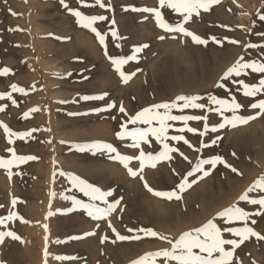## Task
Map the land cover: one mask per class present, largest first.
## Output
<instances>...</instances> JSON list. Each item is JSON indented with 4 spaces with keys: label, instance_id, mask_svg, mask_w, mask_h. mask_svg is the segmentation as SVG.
Instances as JSON below:
<instances>
[{
    "label": "rangeland",
    "instance_id": "1",
    "mask_svg": "<svg viewBox=\"0 0 264 264\" xmlns=\"http://www.w3.org/2000/svg\"><path fill=\"white\" fill-rule=\"evenodd\" d=\"M66 2L87 15L108 17L93 25L105 35V45L99 43L90 29L79 25L75 17L62 7L60 0H0V69H11L8 76H0V93H10L13 84L24 88L27 93H11L17 101L16 106L8 99L0 100V108H3L0 125H7L17 133L32 132L23 139L13 137L14 143L9 144V138L0 126V158L12 159L9 148L20 156L37 157L18 166L0 167V218L14 214L11 221L6 220V227L0 226V232L13 231L21 238L4 237L0 244V262L134 264L145 254L169 245L157 237L130 233L128 229L151 228L163 236L178 238L184 231L202 225L224 208L237 203L240 195L264 176V115H258L247 124H238L235 128L226 126L204 136L185 130L182 135L194 148H189L183 141L170 143L189 157L191 165L176 154L174 160L159 162L156 168L146 165L140 173L139 161L133 160L129 167L138 171L135 178L119 161L110 158L114 154L96 152L94 155L90 151L80 152L76 146L107 142L121 154L137 155L136 149L125 146L131 141H121L116 136L126 119L118 111L120 104L129 115H135L145 107L171 102L180 95L206 98L211 94L229 100L235 95L243 105L239 114L257 115L259 109L250 105L264 96L245 97L242 91H237V84L231 80L222 81L221 77L242 55L248 61L264 62V50L246 47L248 43L264 45V20L260 19L264 15V0H220L210 11L194 17L185 27L207 39V45L196 44L191 37L180 33H165L151 14L131 10L158 7V0H104L105 4H110V10L89 6L90 10L78 4V0ZM86 3L94 5V0H86ZM162 11L166 21L178 22L177 14L168 9ZM113 19L114 25L111 23ZM113 30L124 39L113 38ZM161 35L166 38L160 40ZM211 37H216L220 43ZM230 40L240 43L232 44ZM143 44L149 47L134 53V47ZM133 54L137 59L129 60L122 70L134 75L124 83L108 57ZM241 78L248 83H258L264 79V74L249 70L246 77L236 79ZM221 82L227 87H217ZM104 93L107 96L103 100L81 99L85 95ZM113 102L117 108L96 111ZM31 109L38 110L33 112ZM173 114H207L210 127L221 119L215 113L191 108L183 113L173 110ZM226 115L231 116V113ZM170 123L174 127L169 130V135L179 134L176 129L183 127L182 122ZM203 123L189 121L188 127L202 132ZM214 140L215 144L212 143ZM202 144L208 146L202 147ZM159 147L156 143L151 147L144 146L146 152L154 154ZM197 148L199 152L195 150ZM216 156L222 157L242 175L232 172L224 164L205 165L210 174L197 179L191 188L180 193L181 200L156 197L145 187L146 181L156 191L174 190L180 178L199 159ZM68 173L80 176L102 191H112L114 195L108 199L110 202L120 200V207L107 220L100 221L92 220L80 209L69 211L73 205L71 199H64L65 196H75L85 202L88 198L71 185ZM249 195L256 198L258 193ZM13 199L17 201L15 206L12 205ZM239 203L246 210L254 207ZM50 212L53 213L51 216ZM256 219L257 224L249 226L264 235V217ZM108 221L121 235H140L141 239L113 243L115 233L108 227ZM88 232H95V235L86 236ZM76 236L83 238L72 239ZM105 236L107 240L103 239ZM57 256L74 259L58 260ZM232 264H264V240L251 237L245 241L235 250Z\"/></svg>",
    "mask_w": 264,
    "mask_h": 264
},
{
    "label": "snow or ice",
    "instance_id": "2",
    "mask_svg": "<svg viewBox=\"0 0 264 264\" xmlns=\"http://www.w3.org/2000/svg\"><path fill=\"white\" fill-rule=\"evenodd\" d=\"M220 0H158V7H144V8H133L132 11H139L143 13L151 14L156 25L162 29L165 33H180L185 37H191L192 41L196 44L207 45L208 40L200 37L199 35L190 31L186 24L191 22L194 17L201 15V12L210 11L211 7L218 4ZM63 7L68 10V12L76 18V22L84 28L90 29L99 39L101 45H105V35L100 33L93 25L97 21H104L108 17L104 15H87L79 9L71 8L66 0H60ZM81 6H99L100 8H106L110 10V4H105L104 0H94V5H89L86 0H78ZM168 9L173 13L178 15V22L175 24L169 23L164 17L162 10ZM126 11L128 9H125ZM147 19V17H145ZM261 20H264V15L260 16ZM111 23L114 25L115 20L113 19ZM111 36L116 39H124V37H119L117 31H111ZM165 35L159 36L160 40H164ZM175 38V37H173ZM57 39H61L57 37ZM216 43H220L216 37H211ZM232 44H239L237 40H230ZM119 46V45H117ZM106 47V46H105ZM149 47L148 44H143L134 47V53H140L143 49ZM248 49H253L260 47L264 50V45H257L254 43H248L246 45ZM107 55V52L105 51ZM111 63L114 65L115 71L120 75L124 83H128L132 74H126L122 70V66L129 62V60H136L137 56L135 54L129 57H108ZM251 73L264 74V62H258L256 60L248 61L242 55L240 56L231 67H229L221 77L222 81L231 80L233 83L237 84V91H242L245 97H257L264 96V79H260L258 83H248L244 79H236L240 77H246ZM11 73V69L3 68L0 69V76L7 75ZM217 87L224 89L227 85L223 82L219 83ZM12 92H20L22 94H27L26 90L19 87L16 84L11 85L10 93H0V100L8 99L13 105L17 104V101L12 98ZM231 94V93H230ZM107 96V93L91 96L85 95L81 97L84 101L89 100H103ZM206 102H201L205 101ZM243 105L239 103L235 95H231V99H221L216 95L209 94L206 98L201 95H180L171 102H161L145 107L142 110L135 113V115H129L123 106L120 104L118 111L126 117L124 123L121 125V131L116 133V136L121 141H131V143L126 144V147L136 149L138 151L137 155H125L121 154L118 149L111 143L107 142H93L89 144L77 145V149L80 152L90 151L94 155L96 152H106L110 155L113 160L119 161L129 172L132 177L143 172L144 167L150 166L156 168L159 162L172 161L175 159V155L178 154L190 165L192 161L187 155L180 151L179 147L173 146L170 141H175L177 144L183 141L185 145L189 148H194V146L185 139L182 133L187 130L191 133H199V135L204 136L208 132H219L226 126H231L235 128L238 124H247L249 121L257 118L258 115H264V98L258 100V102L251 103L250 107L253 109H259L257 115L244 116L239 114ZM112 108H117V105L109 103L104 109H97L96 111H106ZM199 109L204 113H215L221 119L214 126H209V116L204 115H183V114H173V110H178L183 113L185 109ZM3 108H0L2 111ZM38 109H31V111H37ZM226 113H231V116L226 115ZM25 113V117H27ZM73 115H78L73 113ZM115 119V117H113ZM189 121H203V131H199L196 128L188 127ZM170 122H182L183 127L176 129V135H169V130L174 127ZM129 125H134L136 127L129 129ZM139 125H146L147 127H139ZM3 127L4 132L8 136V143H14L13 137L23 139L24 137L30 136L32 132L17 133L9 129L7 125H0ZM33 132L36 129L32 130ZM220 137H217L219 140ZM153 143L158 144L159 150L154 154L151 151H145L144 146L147 145L151 147ZM213 144L216 140L212 141ZM207 144H202V147H207ZM197 152L200 151L199 148L195 149ZM12 153V159L0 158V167L10 168L13 165H19L29 160H35L37 157L34 156H20L15 153L12 148L8 149ZM235 155V153H233ZM139 161V169L133 170L129 167L131 161ZM217 164H224L225 167L231 169L232 172L242 175L238 172V169L227 164L222 157L216 156L212 159H199L195 165L189 170L184 176L180 178L176 188L171 191H156L147 185L145 181V187L156 197L166 198L172 200H181L182 197L180 193H183L186 189L191 188L197 179H203L210 174V171L205 168V165H210L215 167ZM175 172V170H173ZM179 175V173H175ZM197 174H199L197 178ZM61 175L65 173L61 172ZM193 177L195 179L190 180ZM67 178L71 185L77 189L79 192L83 193L85 197L88 198V202L82 199H77L75 196L67 197L64 199H71L73 207L69 211H75L77 209L83 210L88 217L92 220L100 221L107 220L114 212H116L118 206L120 205V200L109 201V197L114 194L112 191H102L101 188L89 183L87 180L81 178L78 175L68 173ZM140 179L143 180V176L140 175ZM258 193L256 198L251 197L250 193ZM55 196V192L52 193ZM99 202V203H97ZM239 202H244L247 205L254 206L252 210H246L245 207L240 206ZM17 203L16 199H13L12 205L15 206ZM103 205V206H101ZM53 213H49L51 216ZM14 214L9 213L6 218H0V226H7L6 220L11 221ZM256 217H264V176L258 178L242 195H240L238 202L224 208L222 211L218 212L213 218L208 219L202 225L191 228L184 231L179 235L178 238H169L163 236L151 228H139V229H128L131 232L143 233L145 236L157 237L160 240L165 241L169 247L162 248L160 250L149 252L141 257L139 260L135 261L134 264H232L233 256L235 250L240 247L245 241L249 240L251 237H255L257 240H264V235L256 231L253 227L249 226L256 225ZM22 219V218H21ZM26 222V221H25ZM242 225V226H236ZM99 225H97L98 227ZM108 227L112 229L115 233V239L119 241L128 240H139L140 235L128 236L121 235L108 221ZM47 230V226L45 225ZM86 236L95 235V232H88ZM5 236L11 237L13 240H20L21 238L13 231L0 232V244L3 243ZM83 237L76 236L72 239H81ZM107 240L108 237L103 238ZM59 242V241H58ZM230 246V247H229ZM48 253L45 251V257ZM58 260H68L74 259V257L67 256H57ZM2 264V262H0Z\"/></svg>",
    "mask_w": 264,
    "mask_h": 264
},
{
    "label": "bare ground",
    "instance_id": "3",
    "mask_svg": "<svg viewBox=\"0 0 264 264\" xmlns=\"http://www.w3.org/2000/svg\"><path fill=\"white\" fill-rule=\"evenodd\" d=\"M69 2H70V0H69ZM79 4V3H78ZM77 4V5H78ZM28 5V4H27ZM76 5V4H75ZM76 5V6H77ZM63 7V6H62ZM74 8V7H73ZM89 8V7H88ZM90 9V8H89ZM56 10V9H55ZM91 10V9H90ZM63 11V10H62ZM89 11V10H88ZM92 12V11H91ZM90 12V13H91ZM57 13V12H56ZM62 13V12H61ZM87 13V12H86ZM62 16H63V14H61ZM57 16V15H56ZM59 16V15H58ZM60 17V16H59ZM66 17V16H65ZM64 19V18H63ZM67 19V18H66ZM70 19V18H69ZM76 19V18H75ZM46 21H47V19H46ZM21 22V21H20ZM36 23V22H35ZM47 23H49V21L47 22ZM62 25V24H61ZM30 27V26H29ZM49 27V26H48ZM261 27V26H260ZM14 29V28H13ZM32 29V28H31ZM51 29V28H50ZM61 29V28H60ZM41 30V29H40ZM15 31V30H14ZM13 31V32H14ZM30 31V30H29ZM35 31V30H34ZM26 32V31H25ZM262 32V31H261ZM19 33V32H18ZM82 33H84V32H82ZM86 33V32H85ZM262 33H264V32H262ZM27 34H28V32H27ZM22 35V34H21ZM260 35V34H259ZM90 36V35H89ZM34 37H36V36H34ZM13 38V37H12ZM15 38V37H14ZM65 38V37H64ZM258 38V37H257ZM41 40V39H40ZM17 42V41H16ZM35 42V41H34ZM37 42V41H36ZM17 43H19V42H17ZM61 43V42H60ZM36 44V43H35ZM38 44V43H37ZM29 46V45H28ZM34 46V45H33ZM17 47V46H16ZM6 48H7V45H6ZM10 48V47H9ZM28 48V47H27ZM26 48V49H27ZM37 48V47H36ZM12 49V48H11ZM14 49V48H13ZM35 49V48H34ZM32 51V50H31ZM4 52H6V51H4ZM3 52V53H4ZM37 53V52H36ZM7 56V55H6ZM57 56V55H56ZM36 57V56H35ZM38 57V56H37ZM22 59V58H21ZM3 60H4V58H3ZM28 61V60H27ZM7 62V61H6ZM6 62H4V63H6ZM50 64V63H49ZM6 65V64H5ZM39 65H40V63H39ZM12 67H14V66H12ZM20 67V66H19ZM37 67V66H36ZM38 68V67H37ZM44 69V68H43ZM21 70V69H20ZM36 72V71H35ZM44 74V73H43ZM8 76V75H7ZM46 76V75H45ZM21 77V76H20ZM17 80V79H16ZM37 82V81H36ZM20 83V82H19ZM4 86V85H3ZM22 86V85H21ZM50 87V86H49ZM49 87H48V89H49ZM42 89V88H41ZM37 90H38V88H37ZM31 91V90H30ZM43 91V90H42ZM48 91V90H47ZM33 93V92H32ZM42 93V92H41ZM29 94V93H28ZM15 96V95H14ZM44 99V98H43ZM42 100V99H41ZM117 101V100H116ZM24 102V101H23ZM47 103V102H46ZM27 105H29L28 103H27ZM41 105V104H40ZM43 105V104H42ZM16 106V105H15ZM45 106V105H44ZM27 110V109H26ZM10 111V110H9ZM43 114V113H42ZM48 118V117H47ZM46 120V119H45ZM47 121V120H46ZM2 123V122H1ZM16 123V122H15ZM111 125V124H110ZM2 128V127H1ZM24 129V128H23ZM2 131V130H1ZM127 141V140H126ZM7 174V173H6ZM11 175V174H10ZM123 202V201H122ZM121 205V204H120ZM123 205V204H122ZM120 207V206H119ZM119 212H120V210H119ZM129 214H130V212H129ZM118 215L120 216V214L118 213ZM123 215V214H122ZM132 215V214H131ZM172 238V237H171ZM154 241V240H153ZM154 248V247H153ZM2 252V251H1ZM258 263V262H257Z\"/></svg>",
    "mask_w": 264,
    "mask_h": 264
}]
</instances>
